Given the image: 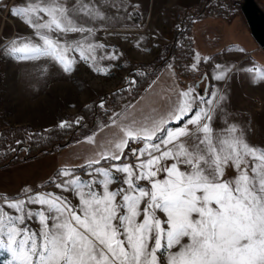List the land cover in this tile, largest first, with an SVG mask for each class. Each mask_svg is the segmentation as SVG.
<instances>
[{
	"label": "snow or ice",
	"instance_id": "1",
	"mask_svg": "<svg viewBox=\"0 0 264 264\" xmlns=\"http://www.w3.org/2000/svg\"><path fill=\"white\" fill-rule=\"evenodd\" d=\"M24 5L9 6L0 0V11L23 18L35 33L27 41L6 37L0 41V55L25 61L48 58L65 72H71L78 61L91 62L104 74L109 69L100 62L120 59L115 50L108 52L105 45L87 39L93 34L88 24L106 19L97 6L81 3V14L87 18L81 23L72 17L74 8L55 0H43L42 6L24 0ZM49 33L59 37L53 39ZM69 33L85 38L61 43L60 38ZM199 62L196 54L192 68ZM215 68L216 80L236 71L226 64ZM246 71L264 80V69L254 64ZM222 99L209 90L201 94L194 88L181 91L166 111L139 121L128 119L114 150L89 158V174L101 179L50 181L57 189L75 192L82 214L54 193L0 196V250L9 257L4 264H264V151L250 147L234 124L214 131L213 111ZM99 107H104L103 101ZM182 137L189 139L188 146ZM87 139L93 141L92 136ZM130 141L143 143L131 151L137 159L147 155L146 160L134 165L122 162ZM249 157L254 162L251 176L243 167ZM100 159L120 162L112 168L124 174L117 182L126 187L109 191L116 178L107 169L93 167ZM169 160L173 161L170 165L164 163ZM182 165L188 170L182 171ZM226 167H234L239 175L225 179ZM72 173L64 168L56 176L72 177ZM162 173L165 178H158ZM94 184L103 191L94 190ZM29 205L40 207L33 210ZM33 220H38L39 232L28 226ZM177 247L178 251H170Z\"/></svg>",
	"mask_w": 264,
	"mask_h": 264
},
{
	"label": "rangeland",
	"instance_id": "2",
	"mask_svg": "<svg viewBox=\"0 0 264 264\" xmlns=\"http://www.w3.org/2000/svg\"><path fill=\"white\" fill-rule=\"evenodd\" d=\"M200 1L55 0L56 3H63L66 7L74 8L72 17L81 23L87 21L86 14H81V3L85 5L90 3L91 6L102 9L100 15L106 16V19L103 22L93 20L88 24L93 28V34L87 39L93 43L105 45L108 52L115 50L120 55V59L100 62L101 67L107 66L109 69L107 74H104L96 71L91 62L78 61L71 72H65L58 63L48 58L25 61L0 55V130L25 124L33 127H48L60 124L62 121L65 122L67 114H74L79 107L93 98H96L97 104L100 105L106 94L121 84H124L129 91L134 85V83H128L132 80L129 77V70L133 63L152 62L156 57L166 54L169 61L146 83L136 97L126 95L106 120H103L100 114L95 113L92 120L82 123L81 130L77 131L75 136L69 137L65 143L60 145L62 147L8 165H0V196L12 198L19 194L21 198H26L25 192L54 193L65 197L71 206L77 209V214H82L79 212V197L75 192L57 189L55 183H59L62 179L75 177H79L82 181L101 179L99 175L89 174L92 171L87 167L89 158L99 157L102 152L114 150L115 143L123 138L122 131L125 122L131 117L139 121L166 111L176 102L177 94L187 90L189 86L197 92L195 82L204 72L209 79L207 90L223 98L222 103L213 111L211 124L214 131H225L227 126L234 124L238 133H243V139L250 147L264 151V81L248 75H238V68L234 67L235 57L215 53L222 52L226 45L234 40L242 41L239 30L236 32L220 24H214L212 25L214 28L211 30L207 28L204 38L200 39V35L196 32L202 23L191 28L192 19L204 10L201 9ZM210 1L212 0H206V4ZM214 1L216 5L225 2V0ZM5 3L9 6H25L24 0H5ZM35 3L42 6L43 0H35ZM226 3L229 6L235 4L236 10H239L236 0H229ZM186 12H191L192 15ZM189 22H191L189 33L192 47L197 53L204 55L202 57L205 60L198 63L194 69L195 72L191 75V70H193L191 66L196 63L195 57L193 59V51L189 62L185 63L189 75L182 77L177 74L173 66L170 49L166 52L164 47L172 42L175 28L184 30ZM205 25H207L206 22L202 24V26ZM49 35L53 39L59 37L57 33H49ZM6 37H19L21 41H27L34 38L35 33L23 21V18L18 19L8 15L6 11H0V41H5ZM84 38L82 34L69 33L67 37L60 38V42L64 43L66 40L68 43H73ZM100 51L98 50V54ZM252 59L258 63L260 69H264V53L260 49L252 55ZM216 64L222 66L226 64L236 71L231 72L227 79L216 80L213 78L218 74ZM203 84V81L199 82V87L202 88ZM254 98L261 100L262 104L254 102ZM193 107L197 106L193 105ZM75 121L80 123L82 118L78 116ZM189 129L195 131V126L190 125ZM89 136L93 137L91 143L87 139ZM181 141L186 146L190 144L187 137H182ZM126 150L127 147L122 157L126 162L123 163L134 165L141 159L148 158L145 155L137 159L132 151L127 150L128 153H126ZM171 162L173 161L169 160L164 163L170 165ZM115 163L120 162L100 159V162L93 166L109 170L116 178L109 185V191L126 187L117 182L124 174L115 172L112 168ZM253 163L249 157L243 165L248 169L250 176ZM64 168L73 170L72 177L57 178L56 173ZM181 170L188 169L182 165ZM238 175L239 172L234 167L225 168V179L234 180ZM158 178H165L164 174L162 173ZM50 181H55V183H50ZM140 183L142 186L150 187L146 181ZM93 188L97 192L103 191L101 185L94 184ZM116 199L119 202L121 198L118 196ZM29 207L38 210L40 206L29 205ZM143 207L142 202L141 209ZM141 219L142 216L138 218V221ZM28 226L33 231L39 232L40 230L38 220L28 222ZM120 239L123 240L124 237L121 236ZM184 242H187V238ZM125 248H127L126 244ZM178 250L177 247L170 251ZM8 258V254L0 250V264H4Z\"/></svg>",
	"mask_w": 264,
	"mask_h": 264
},
{
	"label": "trees",
	"instance_id": "3",
	"mask_svg": "<svg viewBox=\"0 0 264 264\" xmlns=\"http://www.w3.org/2000/svg\"><path fill=\"white\" fill-rule=\"evenodd\" d=\"M205 2L206 0H201V8L204 7ZM169 49L173 56V66L177 74L182 77H187L189 70L185 68V63L189 62L193 54L189 26L184 30L175 28L172 42L166 44L164 47L166 52ZM167 61L169 59L166 54L156 57L152 62L133 63L130 66L129 77L136 82L129 91L124 84H121L114 90L108 92L103 100L106 107L103 108L99 107L97 104L98 100L93 98L79 107L74 114H67V120L65 121L67 122V126L63 128L59 126L60 124L48 127H33L32 125L25 124L2 128L0 130V165H8L62 147L60 145L65 143L69 137L75 136L76 132L81 130L82 123L92 120L95 113L100 114L101 118L106 120L107 116L113 109L120 105V102L126 95H131L132 98L136 97L146 83L156 75L158 70ZM78 116L82 118L80 123L75 121Z\"/></svg>",
	"mask_w": 264,
	"mask_h": 264
},
{
	"label": "crops",
	"instance_id": "4",
	"mask_svg": "<svg viewBox=\"0 0 264 264\" xmlns=\"http://www.w3.org/2000/svg\"><path fill=\"white\" fill-rule=\"evenodd\" d=\"M255 1L264 11V0H255ZM210 2L207 4L205 2V5L203 7L204 10L202 12L198 13L197 16L192 19L191 22H193V24H192L191 28L193 29L195 26H198L199 23L203 24L204 22H206L207 25L202 26V24H200V26H198L199 29L196 32V34L200 35V39L204 38V36H205L204 32L207 30V28L210 30L214 28L212 26L214 24H220V25H222V27L225 26L226 29L235 30L236 32H238V30H239L241 32V33H239V36L242 37V41L234 40L230 44L226 45L225 49L222 52L217 51L215 53H220L223 56L235 57L234 67L238 68V70H237L238 75H248L249 77L255 78L254 73H249L246 71V69L250 66H253V64L255 65V68L260 69L258 66V63L252 59V55L256 51H259V48H258V45L255 42V40L253 39V37L249 33V28L245 22L243 15L239 12V10H236L234 4L229 6L226 3V2H228L227 0H225V2L217 4V5L215 4L214 0H212ZM186 14L192 15L191 12H186ZM191 22L188 23L189 29H190ZM202 43H204L203 40H202ZM241 49H243V51H241ZM193 51H194L193 59H194V57L196 59L195 54H199L200 62L205 60L202 57L204 55L197 53L194 49H193ZM189 67H190V64H189ZM191 68H192V66H191ZM240 69H244V70H240ZM194 72H195L194 69L191 70V75ZM189 88H191V87L189 86ZM196 93L198 94V91Z\"/></svg>",
	"mask_w": 264,
	"mask_h": 264
},
{
	"label": "water",
	"instance_id": "5",
	"mask_svg": "<svg viewBox=\"0 0 264 264\" xmlns=\"http://www.w3.org/2000/svg\"><path fill=\"white\" fill-rule=\"evenodd\" d=\"M238 7L243 15L245 22L249 28V32L258 48L264 53V11L255 0H238ZM204 80L202 88L199 87V82ZM209 85L207 74H201L199 80L195 82V87L198 88L199 94L204 93Z\"/></svg>",
	"mask_w": 264,
	"mask_h": 264
},
{
	"label": "built area",
	"instance_id": "6",
	"mask_svg": "<svg viewBox=\"0 0 264 264\" xmlns=\"http://www.w3.org/2000/svg\"><path fill=\"white\" fill-rule=\"evenodd\" d=\"M234 6L236 7L235 4H234ZM253 101L256 102V103H258V104H262V101L259 100L258 98H254ZM142 146H143V143H142V142L137 143V142H135V141H130L129 144H128V146H127V150H128V152H129V151H131L133 148L139 149V148L142 147ZM127 150L125 151L126 153H128ZM122 162H126V160L122 159Z\"/></svg>",
	"mask_w": 264,
	"mask_h": 264
},
{
	"label": "flooded vegetation",
	"instance_id": "7",
	"mask_svg": "<svg viewBox=\"0 0 264 264\" xmlns=\"http://www.w3.org/2000/svg\"><path fill=\"white\" fill-rule=\"evenodd\" d=\"M203 83H204V80H203ZM204 85V84H203Z\"/></svg>",
	"mask_w": 264,
	"mask_h": 264
}]
</instances>
